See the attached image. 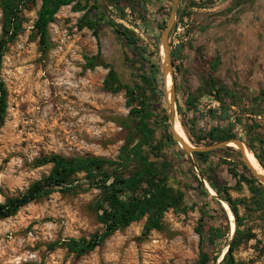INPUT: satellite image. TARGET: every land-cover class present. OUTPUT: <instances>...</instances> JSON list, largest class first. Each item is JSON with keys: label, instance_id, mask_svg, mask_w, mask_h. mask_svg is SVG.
<instances>
[{"label": "rangeland", "instance_id": "rangeland-1", "mask_svg": "<svg viewBox=\"0 0 264 264\" xmlns=\"http://www.w3.org/2000/svg\"><path fill=\"white\" fill-rule=\"evenodd\" d=\"M94 1L77 0L61 8L49 26L46 53L42 52L33 27L42 0L30 1L23 12L24 31L8 46L2 66L8 102L5 123L0 127V204L25 193L33 183L49 174L52 166L36 167L37 160L51 155L115 159L126 140L136 133L137 120L130 112L137 102L129 107L125 89L117 93L105 89L110 68L88 67V59L100 51L102 59L116 69L123 84H140L139 72L133 69L135 58L124 39L109 26L103 27L100 39L87 28H77L85 14L75 10L77 2L91 7ZM172 1L128 0L125 16L115 9L113 0H98V4L107 19L129 30L147 48L148 61L160 66L162 74L161 36L170 17ZM192 1L182 0L180 10L193 14L199 37L182 45L181 65L184 64L181 70H174L177 118L192 145L190 137L196 141L210 129V111L220 113V104L210 96L201 97L197 89L210 75L212 62L219 58L220 66L214 76L219 85L236 93L229 122L235 123V132L245 143L249 140L247 131L251 132L250 138H261L263 142L257 141L254 146L264 160V100L259 97L264 90V26L257 27L250 16L241 25L227 16L219 19L217 12L228 8L229 0L217 11L213 7L207 11L209 6L205 0L202 4L206 10L203 5L192 10ZM1 2L0 41L3 37ZM139 9L150 14L147 26L139 25ZM159 14L165 16L159 19ZM144 71L150 73L149 64L144 66ZM158 79V88L163 94L156 104L157 113L168 119L163 76ZM189 93L199 98L194 109L186 105ZM226 102L230 104L229 99ZM217 122L227 125L222 118ZM163 131V126L157 128L158 140ZM169 131L171 135L170 125ZM180 150L172 139L166 144L161 161L171 163L170 182L185 193L187 212L166 213L162 231L144 235L145 218L116 232L91 253L70 254L69 241L89 239L101 229L91 209L99 192L91 190L75 195L55 192L23 207L15 216L0 220V264H196L198 232L206 233L211 226L221 229L223 237L206 251L212 258L218 257L217 264H221L232 242L231 221L227 214L224 219V209L216 197L207 190L208 198L199 193L195 180L198 175ZM242 165L240 153L234 150L213 155L207 164L200 163V168L220 185L233 188L229 195L238 204L242 230L254 235V239L244 242L234 252L235 262L264 264V194L254 198L247 184L237 186L229 170L244 174ZM208 187L214 193L209 184ZM202 211L207 212L204 223H201ZM233 222L235 229V216Z\"/></svg>", "mask_w": 264, "mask_h": 264}, {"label": "trees", "instance_id": "trees-1", "mask_svg": "<svg viewBox=\"0 0 264 264\" xmlns=\"http://www.w3.org/2000/svg\"><path fill=\"white\" fill-rule=\"evenodd\" d=\"M30 1L32 0H2L1 2L3 37L0 41V127L5 123L8 102V91L2 79L3 58L8 46L14 43L24 31L23 12L27 9ZM76 1L42 0L41 8L33 25L34 31L39 38L42 52L46 53L49 48V26L54 22L55 16L61 8L70 6ZM127 1L113 0L112 2L115 9L122 16H125V3ZM214 1L208 0L206 5H213ZM202 5V0H199V2L193 0L191 2L192 8H202ZM203 8H205V5H203ZM75 10L85 12L77 23L79 30L87 28L93 31L97 39H100L99 34L103 27L109 26L116 35L126 41V44L132 50L135 58L133 69L139 72L140 84L134 86L123 84L116 69L102 59L100 51L96 57L88 59V67L95 68L101 65L105 68H110L108 77L104 82L105 89L113 93L125 89L129 107H133L134 103L137 102L136 107L132 108L130 112L137 120L136 133L133 137L126 140L125 145L115 159L93 156L65 157L62 155H51L37 160L36 167L50 165L52 166L51 171L48 175L33 183L25 193L7 198L5 203L0 204V220L15 216L23 207L47 198L55 192L75 195L96 190L99 195L92 204L91 209L95 212L101 229L91 235L89 239L71 240L67 243V250L70 254L84 256L96 250L116 232L124 230L145 218H147V222L144 227V235H148L152 231L160 232L164 229L163 218L166 213L173 210L175 213L185 214L187 207L185 205V193L171 185L170 179L173 169L171 163L166 160L161 161L166 144L172 142L168 119L166 117L162 118L157 113L158 106L156 104H158L160 96L163 94L162 90L158 88V77L162 75L161 67L155 66L148 61L147 48L141 46L138 39L129 30L106 18L105 13L100 9L98 0L94 1L91 7L83 6L77 2ZM138 14L140 16V25L147 26L150 14L142 9L138 10ZM163 15L159 14L158 18L162 19L165 16ZM187 16H190V13L188 14L181 9L178 21L183 20ZM171 36L172 33L170 35V45ZM182 47L180 46L178 50L172 52L173 66L176 71L181 66V63L176 65V62L183 57L180 53ZM146 64H149L151 69L149 74L144 71ZM219 65L220 59L216 58L212 69L215 71ZM153 69L155 70L154 72ZM164 84L165 81H163V86ZM198 93L201 94V97L202 95H207L215 99L220 104V113L214 110L210 111L211 115L208 119L212 125L196 141H193L190 137L193 145L196 147H208L231 139L244 140L235 132V123L229 122L231 109L235 107L236 93L218 86L214 79H210L207 85ZM259 97L264 100V90ZM197 99L199 98L194 94H188L186 101L188 109H194ZM227 99L230 100V104H227ZM252 116L260 117L259 114H252ZM220 118H222V121H227L226 126H221L217 122ZM181 123L186 128L183 120ZM160 126L164 127V131L162 137L158 140L155 134ZM246 134L248 135L247 139L249 138L245 143L247 148L255 155L264 169V160L254 146L255 142L262 143L263 141L259 136L250 138V131H247ZM180 151L186 156L182 150ZM227 151L234 150L232 148H224L211 153H196L194 154V159L205 181L221 199L230 205L237 221L233 240L228 245L221 264H239L235 262L234 252L244 242L254 239V235L250 234L249 231L242 230L243 226L239 218L238 204L229 195V191L233 188L220 185L213 176L206 175L200 168V163L207 164L213 155ZM242 167L244 174H240L236 169L229 170L236 179L237 186L240 187L243 183L247 184L254 198L257 194H264V186L252 176L244 164ZM209 170L212 171V168L209 167ZM246 174L249 177L245 176ZM195 180L198 184L199 193L208 198L209 195L204 184L200 182L197 176H195ZM239 203L243 204V202ZM261 205L262 202L259 203V206ZM222 212L226 220V212L224 210ZM206 216L207 212L202 211L203 219L201 223H204V217ZM198 234L200 237L199 261L196 264H217L218 257L212 258L206 249L208 246L215 247L217 245L223 237L221 229L211 226L206 233L199 231Z\"/></svg>", "mask_w": 264, "mask_h": 264}, {"label": "water", "instance_id": "water-1", "mask_svg": "<svg viewBox=\"0 0 264 264\" xmlns=\"http://www.w3.org/2000/svg\"><path fill=\"white\" fill-rule=\"evenodd\" d=\"M181 1L182 0H173L172 1L170 17H169L167 26L164 29V31L162 32V36H161V51H162V55H163V61H162L163 81L165 80V82H166L168 75H171L172 76V82H173V86H172L173 98L169 102H166L167 117H168V123L170 125V129H171L172 139L175 142V144L183 152L186 153L192 168L195 170V172L198 175L200 182H202L204 184V186L206 187V190L208 192H209V190L207 188L208 184L205 181L202 173L199 171L197 163L195 162V159H194V154H196V153H211V152L219 151V150L224 149V148H230L229 147L230 143H233L237 146L238 149L236 151H238L240 153L243 164L245 165V167L250 171L252 176L256 180H258V182L260 184H262L264 186V174L257 173L251 167L250 162L247 158V149L248 148H247V146L243 140L231 139V140L220 142V143H217L215 145L208 146V147H196V146H193L192 144H190V145L186 144L183 141V139L181 138V136H179V134L176 131V123L178 120V118H177L178 113H177V103H176V84H175V77H174V66H173V61H172V50H171V46H170V35H171V33L175 27L176 21L178 19ZM212 196L216 197L221 203L224 202V203L228 204L223 199L219 198L216 194L212 195ZM229 207H230V205H229ZM234 233L231 236L230 242L233 240Z\"/></svg>", "mask_w": 264, "mask_h": 264}, {"label": "flooded vegetation", "instance_id": "flooded-vegetation-1", "mask_svg": "<svg viewBox=\"0 0 264 264\" xmlns=\"http://www.w3.org/2000/svg\"><path fill=\"white\" fill-rule=\"evenodd\" d=\"M228 0H215L213 10L217 11L227 3ZM230 4L225 10L217 12L219 19L227 16L235 22L242 24L247 18L255 20V25L260 29L264 26V0H229ZM227 14V15H225Z\"/></svg>", "mask_w": 264, "mask_h": 264}, {"label": "bare ground", "instance_id": "bare-ground-1", "mask_svg": "<svg viewBox=\"0 0 264 264\" xmlns=\"http://www.w3.org/2000/svg\"><path fill=\"white\" fill-rule=\"evenodd\" d=\"M172 86H173L172 76L168 75L167 80L165 82V90H164L166 102H169L173 98ZM176 131L179 134V136H181V138L183 139V141L186 144H189V145L191 144L189 142L188 137H187L188 135H186V133L183 130L179 120H177V123H176ZM229 147L234 149V150L238 149L237 146L235 144H233V143H230ZM247 158H248V160L250 162L251 167L254 169V171H256L259 174H264V169L259 164V161L256 159L255 155L252 152H250L248 149H247ZM207 188L209 190L208 185H207ZM210 194L215 195V192L214 193L210 192ZM221 204H222V207L225 210L229 220L231 221V234H232V232L234 233L235 229H236V225H235V229H234V222H233L234 221V215H233V213L231 211V208L228 206V204H226L224 202L221 203Z\"/></svg>", "mask_w": 264, "mask_h": 264}, {"label": "built area", "instance_id": "built-area-1", "mask_svg": "<svg viewBox=\"0 0 264 264\" xmlns=\"http://www.w3.org/2000/svg\"><path fill=\"white\" fill-rule=\"evenodd\" d=\"M199 2V0H197ZM195 10V9H193ZM131 22V21H130ZM123 25L126 26L124 21H120ZM140 25V21H139ZM197 23L195 24L194 19H193V14H190V16L185 17L181 21H176V28L174 31H172V36H171V50L176 51L179 49L180 46H182L185 43L190 42L193 38H197L198 32H197ZM137 31V30H135ZM182 54V51H180ZM182 62V59H179L176 62V65H179Z\"/></svg>", "mask_w": 264, "mask_h": 264}, {"label": "crops", "instance_id": "crops-1", "mask_svg": "<svg viewBox=\"0 0 264 264\" xmlns=\"http://www.w3.org/2000/svg\"><path fill=\"white\" fill-rule=\"evenodd\" d=\"M205 1H208V0H205ZM211 7H213V5H209V9H208L207 11H209ZM191 9H192V10H193V9L196 10V9H198V8H192V7H191ZM203 10H206V8H205V9L203 8ZM198 37H199V36H197V38H198ZM197 38H195V39H197ZM183 64H184V62H183ZM183 64L180 66V70L182 69ZM213 64H214V62H212V64H211V73H210V75L207 77V79H205V80L203 81L202 86H200V87L197 89V92H199L201 89H203V88L207 85V83L210 81V79H214V80L216 81V83L218 84V86L223 87V86L219 85L217 79H216L215 76H214V74L216 73V71H217L218 69H216V70L214 71V70L212 69V68H213ZM219 66H220V65H219ZM218 68H219V67H218ZM224 88H226V87H224ZM226 89H227V88H226Z\"/></svg>", "mask_w": 264, "mask_h": 264}]
</instances>
